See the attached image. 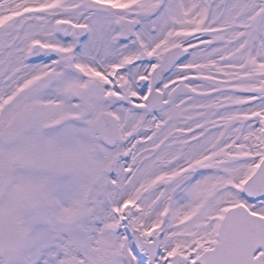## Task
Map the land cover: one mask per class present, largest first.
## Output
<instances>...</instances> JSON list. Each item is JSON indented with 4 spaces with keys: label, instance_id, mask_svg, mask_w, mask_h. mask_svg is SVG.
Listing matches in <instances>:
<instances>
[{
    "label": "snow or ice",
    "instance_id": "6c2138e0",
    "mask_svg": "<svg viewBox=\"0 0 264 264\" xmlns=\"http://www.w3.org/2000/svg\"><path fill=\"white\" fill-rule=\"evenodd\" d=\"M0 264H264V0H0Z\"/></svg>",
    "mask_w": 264,
    "mask_h": 264
}]
</instances>
